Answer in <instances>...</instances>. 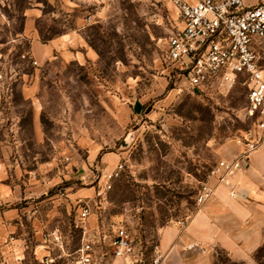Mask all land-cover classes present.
Masks as SVG:
<instances>
[{"label":"rangeland","instance_id":"rangeland-1","mask_svg":"<svg viewBox=\"0 0 264 264\" xmlns=\"http://www.w3.org/2000/svg\"><path fill=\"white\" fill-rule=\"evenodd\" d=\"M180 26L168 0H0V264H60L84 231L107 243L117 225L137 264H163V230L183 227L255 135L244 85L198 91L176 73L165 44ZM211 251L212 264H259Z\"/></svg>","mask_w":264,"mask_h":264},{"label":"built area","instance_id":"built-area-1","mask_svg":"<svg viewBox=\"0 0 264 264\" xmlns=\"http://www.w3.org/2000/svg\"><path fill=\"white\" fill-rule=\"evenodd\" d=\"M168 1L176 7L181 21L180 28L168 36L165 44L166 56L176 73L198 91L215 81L229 87L241 83L246 89V114L255 126L254 137L244 143L240 155L246 160L264 136V69L257 51L264 41V0L252 5H246L244 0ZM237 165L238 160L232 168ZM121 168L122 164L117 163L105 173V180L109 182ZM232 168L226 165L221 178ZM211 192V188H205L198 201L202 203ZM78 212L83 223L90 215L89 205L82 202ZM80 227L86 228L84 224ZM57 233L54 230L51 235L58 240ZM108 236L106 243V235L99 227L92 233L84 231L80 245L60 264H137L139 249L123 226H115ZM159 260L156 256L153 264Z\"/></svg>","mask_w":264,"mask_h":264},{"label":"crops","instance_id":"crops-1","mask_svg":"<svg viewBox=\"0 0 264 264\" xmlns=\"http://www.w3.org/2000/svg\"><path fill=\"white\" fill-rule=\"evenodd\" d=\"M46 47L33 44L38 52ZM209 184L210 196L186 224L163 230L158 244L163 264H212L213 247L248 261L264 243V136L246 160L239 159L221 181Z\"/></svg>","mask_w":264,"mask_h":264},{"label":"trees","instance_id":"trees-1","mask_svg":"<svg viewBox=\"0 0 264 264\" xmlns=\"http://www.w3.org/2000/svg\"><path fill=\"white\" fill-rule=\"evenodd\" d=\"M226 253V252H225ZM227 254V253H226ZM228 256V255H227ZM253 257L254 259L259 263V264H263L262 263V259L264 257V243L262 245H260L254 252H253Z\"/></svg>","mask_w":264,"mask_h":264}]
</instances>
